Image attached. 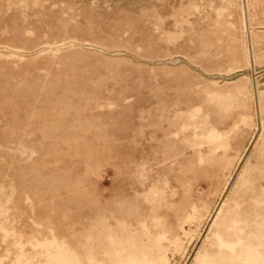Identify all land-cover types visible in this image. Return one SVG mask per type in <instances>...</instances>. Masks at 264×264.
<instances>
[{"label": "rangeland", "instance_id": "1", "mask_svg": "<svg viewBox=\"0 0 264 264\" xmlns=\"http://www.w3.org/2000/svg\"><path fill=\"white\" fill-rule=\"evenodd\" d=\"M0 264H264V0H0Z\"/></svg>", "mask_w": 264, "mask_h": 264}]
</instances>
